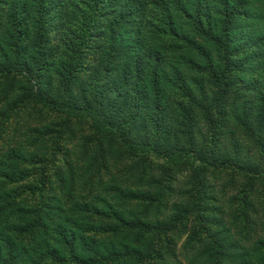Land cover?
Returning a JSON list of instances; mask_svg holds the SVG:
<instances>
[{"label":"trees","instance_id":"1","mask_svg":"<svg viewBox=\"0 0 264 264\" xmlns=\"http://www.w3.org/2000/svg\"><path fill=\"white\" fill-rule=\"evenodd\" d=\"M0 25V264H181L184 232L186 264H264V0H0Z\"/></svg>","mask_w":264,"mask_h":264},{"label":"rangeland","instance_id":"2","mask_svg":"<svg viewBox=\"0 0 264 264\" xmlns=\"http://www.w3.org/2000/svg\"><path fill=\"white\" fill-rule=\"evenodd\" d=\"M1 23H2V21H1ZM3 24V23H2ZM1 24V25H2ZM0 25V26H1ZM2 28L3 27H1L0 28V30H2ZM199 40H201V39H199ZM184 177H182V175L181 176H179V178H177V181H181L182 179H183ZM43 199V198H42ZM25 217H26V219H28L31 215L30 214H25L24 215ZM25 221V220H24ZM191 227H189V229H190ZM186 235H187V232H184V233H181L178 237H176L175 239H177V248H176V253H177V256H178V258H179V260H180V262H181V264H186V260H185V258L183 257V251H182V244H183V242H184V240H185V238H186ZM167 258H170V257H167ZM167 262H169V263H171L172 264V262H173V264H175V257L171 260V261H169L168 259H167Z\"/></svg>","mask_w":264,"mask_h":264}]
</instances>
